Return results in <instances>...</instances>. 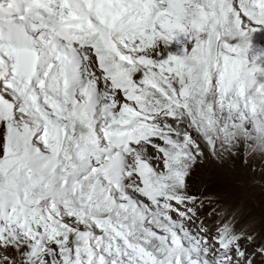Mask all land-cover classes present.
Listing matches in <instances>:
<instances>
[{"label":"snow or ice","instance_id":"1","mask_svg":"<svg viewBox=\"0 0 264 264\" xmlns=\"http://www.w3.org/2000/svg\"><path fill=\"white\" fill-rule=\"evenodd\" d=\"M264 158V0H0V264H264L198 186Z\"/></svg>","mask_w":264,"mask_h":264},{"label":"rangeland","instance_id":"2","mask_svg":"<svg viewBox=\"0 0 264 264\" xmlns=\"http://www.w3.org/2000/svg\"><path fill=\"white\" fill-rule=\"evenodd\" d=\"M256 167L253 160L242 161L237 167L239 177H235L233 167L222 169L217 165L206 175L204 186L223 200L224 209L230 207V212L237 214L238 220L243 219L240 222L242 227H249L248 220L252 217L257 223L254 228L264 230V176Z\"/></svg>","mask_w":264,"mask_h":264},{"label":"bare ground","instance_id":"3","mask_svg":"<svg viewBox=\"0 0 264 264\" xmlns=\"http://www.w3.org/2000/svg\"><path fill=\"white\" fill-rule=\"evenodd\" d=\"M251 160H253L254 161V164H256V166H257L256 167L257 172L260 175L264 176V158H262L259 155H253V156L242 155V156L237 157V158H229L227 161H214V160H209L198 171V173H197V184H198V186H200V187L208 190L204 186L205 185L204 182H205V180H207V176L206 175H208L209 172H211L213 169H215L217 167V165H221L222 166V169H227L229 167H231V168L233 167L234 168L235 175H236L235 177H239L238 174H237V167L241 164L242 161L244 163H247L248 161H251ZM221 201H223V200H221ZM226 210L230 211V207L226 208ZM235 215L237 217V214H235ZM242 220L243 219H239V222H241ZM248 225H249V227H254L255 225H257V223H255V219H253L251 217L248 220Z\"/></svg>","mask_w":264,"mask_h":264}]
</instances>
